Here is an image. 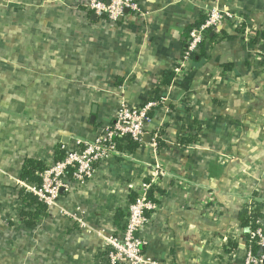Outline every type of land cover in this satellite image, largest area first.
<instances>
[{
	"label": "crops",
	"instance_id": "obj_1",
	"mask_svg": "<svg viewBox=\"0 0 264 264\" xmlns=\"http://www.w3.org/2000/svg\"><path fill=\"white\" fill-rule=\"evenodd\" d=\"M87 1L0 0V264H107L144 182L156 206L139 232L144 258L244 264L239 215L260 204L264 224V0H134L138 12L116 22ZM213 10L236 13V25L182 63L189 28ZM146 101L158 105L145 143L60 190L26 228L25 160L48 167L59 147L94 141L122 103ZM190 135L199 142L183 147Z\"/></svg>",
	"mask_w": 264,
	"mask_h": 264
},
{
	"label": "built area",
	"instance_id": "obj_2",
	"mask_svg": "<svg viewBox=\"0 0 264 264\" xmlns=\"http://www.w3.org/2000/svg\"><path fill=\"white\" fill-rule=\"evenodd\" d=\"M109 2L108 5L105 0H88L85 7L95 15L106 17L113 22L123 16L125 10L138 12L134 0H109ZM237 18L236 13L213 10L199 28L190 32L182 63L190 61L198 53L201 44L206 41L212 30H219L227 25L235 26ZM246 33L251 34L248 30ZM157 105L153 101H146L140 108H131L126 102L122 103L114 121L102 127L94 141L85 144L82 149H65V158L53 162L40 175L41 184L23 183L21 188L33 193L47 207L52 206L60 190L69 191L73 184H85L93 178L97 166L120 154L118 138L129 136L141 147L148 135L146 126L151 122L150 112ZM155 137L153 145L156 148L158 137ZM150 187V184L144 182L138 189L130 192V195L136 194L137 198L128 207L122 237L112 238L107 242V264H153L142 255L143 242L139 238L140 229L149 222L147 213L156 210V206L149 201ZM258 225L260 228L253 237L258 238L260 252L258 255H253L246 250L244 264H264V224L259 221Z\"/></svg>",
	"mask_w": 264,
	"mask_h": 264
},
{
	"label": "trees",
	"instance_id": "obj_3",
	"mask_svg": "<svg viewBox=\"0 0 264 264\" xmlns=\"http://www.w3.org/2000/svg\"><path fill=\"white\" fill-rule=\"evenodd\" d=\"M109 1V0H105ZM91 13V12H90ZM205 21H200L193 24L189 28V33L195 29L199 28ZM264 38V33H262ZM207 39L211 40L210 36L208 35ZM255 40V39H254ZM201 53L198 55L199 57H205V45L202 43L201 46ZM204 51V52H203ZM197 55L193 56L195 59ZM174 79V75L167 77V80L163 81V85H170ZM199 131V129L197 130ZM199 142L196 135L188 136L181 140V144L183 147H188L191 145H195ZM140 148V145L135 143L129 136L120 137L118 138V151L120 153H135ZM66 156L65 149L59 147L56 149V158L55 162L62 161ZM47 169V165L45 162L41 160H35L28 158L25 160L22 169H21V179L23 182L30 183V184H41V177L40 175ZM71 175V174H70ZM153 191V189L151 190ZM18 197L20 201L24 205V210L21 212V222L24 226L28 229H33L37 226L41 217L46 215L48 211V207L46 204H43L37 196L33 193L28 192L24 188H19L18 190ZM151 200V197H149ZM132 202H134V198H132ZM262 206L260 204H253L249 207H246L242 210L239 215V222L241 223L242 228L246 231V249L249 250L253 255H258L260 252V246L258 244V238L253 237V234L260 228L258 225L259 221H262L263 214H262ZM232 249H238L239 246L236 243H231Z\"/></svg>",
	"mask_w": 264,
	"mask_h": 264
},
{
	"label": "water",
	"instance_id": "obj_4",
	"mask_svg": "<svg viewBox=\"0 0 264 264\" xmlns=\"http://www.w3.org/2000/svg\"><path fill=\"white\" fill-rule=\"evenodd\" d=\"M107 4L109 5L110 4V2L109 1H107ZM125 12H129V10H125ZM94 119H95V117L93 116L92 117V121H94ZM149 138V137H148Z\"/></svg>",
	"mask_w": 264,
	"mask_h": 264
}]
</instances>
